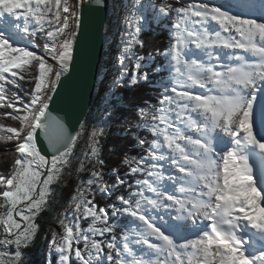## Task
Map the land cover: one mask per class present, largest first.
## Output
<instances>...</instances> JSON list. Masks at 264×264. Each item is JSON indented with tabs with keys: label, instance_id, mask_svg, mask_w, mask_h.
I'll return each mask as SVG.
<instances>
[{
	"label": "snow or ice",
	"instance_id": "1",
	"mask_svg": "<svg viewBox=\"0 0 264 264\" xmlns=\"http://www.w3.org/2000/svg\"><path fill=\"white\" fill-rule=\"evenodd\" d=\"M81 6L82 0L75 5L68 0H0V109H12L0 112V118L19 122V127L0 124V141L15 142L18 153L10 174L0 175V208L6 209L0 212V264H23V250L39 227L35 218L47 207L52 185L70 166L77 145L80 134L69 131L48 109L73 60ZM152 7L161 17L176 13L163 55L172 83L181 90L165 86L159 107L138 112L140 118L150 115L152 123L146 127L154 138L146 155L130 166L131 173L145 178L135 181L127 198L117 197L121 207L112 215L121 212L132 222L120 243L107 210L89 197L110 196L125 180L116 169L112 185L104 179L97 167L104 164L99 140L104 133L91 132L85 153L92 164L89 178L72 197V219L61 216L62 235L54 233L51 241L59 264H72L73 256L79 264H264V0H237L235 12L208 3ZM143 9L136 0L129 12L116 87L124 86L126 62L133 64L131 85L148 80L142 69L149 57L135 51L144 46ZM213 22L218 28L208 27ZM24 80L35 81L27 102L15 91ZM38 130L50 156L39 147ZM165 161L183 174H169L171 185L165 183ZM89 218L82 228L81 220ZM106 233L112 234L106 242L89 235Z\"/></svg>",
	"mask_w": 264,
	"mask_h": 264
},
{
	"label": "trees",
	"instance_id": "2",
	"mask_svg": "<svg viewBox=\"0 0 264 264\" xmlns=\"http://www.w3.org/2000/svg\"><path fill=\"white\" fill-rule=\"evenodd\" d=\"M164 2L171 4L173 8L178 7L177 0H157V5ZM180 6L184 7L185 5L181 2ZM175 19V12H173L169 17H165L164 20L159 21V24L154 25L151 22L152 19L149 20L150 25L147 27L146 32L141 34V37L148 34L153 38L149 40L145 39L146 44L148 43V47L150 49L152 48L151 50L145 49V52L150 51L151 55L155 54L149 58V67L144 69L148 72V80L142 81V83H139L135 86L131 85L130 83L127 85L123 83V87H117L118 92H114L120 96H124L117 100L115 98L110 102L111 104L113 103V106L108 109L104 116V121L99 124L104 133L101 137H99L101 158L103 159L104 164L102 166L97 165V167H102L104 179L109 185L112 183H110V181L115 182L113 169L118 170L119 174L125 180L124 185L117 186L113 190L114 194L112 198L105 199V195L99 193L94 195L93 199L98 207H103L102 204L104 202H111L109 204L111 207L112 205H115V208H109V221L114 220L112 213L116 212V209L121 207V203L117 197L123 195L127 198L131 191L126 193L128 189H125L129 183L137 179L145 178L141 173L130 172V166H135L133 161L138 160L146 155L149 145L154 138L146 127V122L150 124L151 121L140 118L138 116L137 109H140L144 106L152 107V104L155 102L156 98H159V90L162 87V84L166 81L167 72L169 70L166 64L168 58H166L162 53L168 48L171 36L170 32L168 34L166 32V28L160 24L162 23L166 25L167 28H170L172 20ZM163 28H165V30ZM35 41L41 45L44 42L43 39L39 37H37ZM145 62L147 63V61ZM131 68L132 67L130 65L128 69L130 70ZM35 74L36 70L34 69L32 75L34 76ZM34 83V80L19 81L20 87L15 89V91H17L22 99L27 102L30 97L29 95H26V93L30 92L34 88ZM125 93H127V96ZM128 95H131V97L128 98ZM3 111H12V109H0V112ZM0 124L19 127V122L13 121L10 118H0ZM140 140H145L146 143L141 145L139 143ZM4 143L5 142L0 141V147ZM11 156L12 155H10L8 152L3 154L0 153V174H10V169L12 166ZM90 159H82L80 164L83 163L85 167L83 169L80 167L78 170L70 171L68 178H66V182L57 188V193L59 196L57 201L58 199L60 201V205H57L58 209H63L69 203L70 199L76 194L77 188L80 187V182L82 180L86 181L89 178L90 169L92 167V164L89 162ZM125 159H127L130 163H123ZM132 190H135V188ZM0 203H2L1 200ZM104 205L107 206V204ZM1 209L2 208H0V210ZM118 214L119 212H117V214L114 216L117 217ZM120 217V224L122 226L121 231H123V234H125L124 229L130 227V218L123 213L120 214ZM113 223L114 222H111V224ZM82 224L87 226L86 222H82ZM1 231L2 229H0V233ZM118 241L119 240H117V242ZM27 250L28 252H31V250ZM107 251L108 250L105 248V253ZM38 257L39 256L37 253H33L31 259H29L30 262L28 261L26 264H33L31 260H37ZM75 263L76 262H74V264ZM105 264L108 263L105 262Z\"/></svg>",
	"mask_w": 264,
	"mask_h": 264
},
{
	"label": "rangeland",
	"instance_id": "3",
	"mask_svg": "<svg viewBox=\"0 0 264 264\" xmlns=\"http://www.w3.org/2000/svg\"><path fill=\"white\" fill-rule=\"evenodd\" d=\"M124 2H125V0H119V4L116 2L119 6H117L115 8V11H117L116 15L111 16V25L109 26V29H108L109 38L113 36V33L111 32V30H112L114 33H116L117 40H118V41L114 42V44H116V45H114L113 49L111 51H107V53H106V55H111V58H112L111 59L112 62L110 63L111 68H105L104 67V69H103L104 72L108 73V76L102 75V77L100 79L101 85H99V87H98L100 91L99 92L97 91V94H96V97H98V98L96 100V97H95L96 101L94 100V102L96 103V104L94 103L95 109L93 108L91 115H89V117L86 116L85 120L82 122L81 128H83V130L80 131L81 128L78 130V133L80 135H79V138L77 141V145L74 148L73 157H72L70 166L65 169L60 181L58 183H55L52 185L53 192L49 198V202H48L47 207L44 210H42L40 212V214L35 218V223L39 227L35 233V238L32 241V243L27 248H25L23 250V253H24L23 258H22L23 264H26L28 261L30 262L29 259H31L33 253H37L39 256L37 260L36 259L31 260V262L33 264H59L58 253L52 247L51 241H52V237H53L54 233L58 237L60 235H62L61 227L58 225V220L61 218V216L66 215L68 217L69 221L72 219L73 203H72V198H71L69 203L63 209H58L57 205H60V201H59V199L57 201V198L59 197L58 193H57V188L66 182V178H68L70 171L80 169V167H81L80 162L82 159H84V158L90 159V157L85 156V153L89 150L88 144H89V138H90L91 132L94 130H101V126L99 124L104 121L105 114L107 113L108 109H110V107L113 106V103L112 104L109 103L110 100L113 101L114 98H116V100L121 99V97L124 96V95L120 96V95L116 94V92H114V91L118 92V90H117L118 88L113 84V81L118 77L119 72H120L119 57L123 51V48L125 46L126 41L128 40V32L130 31L129 26H128V17H129V12L132 8V5L135 4L136 0H129V5H126ZM177 2H178V7H181L180 6L181 2L185 3L187 6L189 4L200 3L199 0H177ZM68 3H69V5H75L76 0H68ZM201 3H208V2L204 1ZM140 4L144 5L143 12H144V17H145V19L142 21V25H143V31L141 32V34H142V33L146 32L147 27L150 25L149 24L150 19H152L151 22L154 25H156V24H159V20H161L162 17L159 14L154 15V9H153L152 5L153 4L157 5V0H140ZM129 8H130V10H129ZM122 13H124L123 14L124 16L122 15ZM160 25H163L166 28V32L169 34L170 28H167V26L162 24V23ZM165 28H163V29L165 30ZM72 29H73V21H70V30H72ZM141 34H140V39L143 40L144 46L141 49L139 47H137L135 49V51L139 55L150 58L155 54L151 55L150 51L145 52V49H147V50L152 49V48L150 49L148 47V43L146 44L145 39L149 40V39H153V38L148 34L141 37ZM109 38H108V40H109ZM162 44H165V43H162ZM29 47H32V46L29 45ZM153 51H154V49H153ZM164 52L165 51H163V53ZM105 58L107 59V57H105ZM146 61H147V63L146 62L145 63L147 66L145 68L149 67V65H148L149 59H147ZM130 65L132 68L129 70L128 68ZM126 67L128 69V72H127V75L124 77V80L122 81V83H124L125 85L129 84V80H130V77H131L132 71H133V64L130 62H126ZM144 69H142V70L145 71ZM114 74H116V75H114ZM140 83H142V81ZM177 87L179 88L178 85H177ZM125 94L127 96V93H125ZM129 97H131V95H128V98ZM155 101H159V99L156 98ZM105 105H107V106H105ZM140 109H144L146 113H149L153 109V107H145L144 106V107H141ZM140 109L138 108L137 112H139ZM92 113L94 115H92ZM148 116L149 115H146L143 119L145 120V118H147ZM148 119H150V118H148ZM25 131H27V129H25ZM14 143L15 142L7 143V144L4 143L2 145L3 147L2 146L0 147V153L3 154V153L8 152L10 155H12L11 156L12 164L14 163V160L18 156V153L15 151V148L13 146ZM161 163L163 164V170L165 173L166 171H165V167H164L165 165L164 164L168 163V161L161 162ZM0 175H4V174H0ZM8 175H4V176H8ZM135 181L136 180L129 183V185H132V188L130 189L128 187L129 186L128 185L125 189V190L128 189L126 193L133 191L132 189L136 187ZM110 183H111L110 185H112L114 182L110 181ZM113 194H114V191L112 192V194L110 196L105 195V199L112 198ZM146 194L149 196L153 195L152 193H146ZM89 198L93 199L94 197L90 196ZM2 203H3V201H2ZM110 203L111 202H109V203L104 202L102 204L103 208H105L107 210V212L110 211L109 208H112L111 205H109ZM104 204H107V206H105ZM4 211H6V209L2 208L0 210V212H4ZM120 214L121 213H119L117 217L112 215L114 220L109 221V224L113 225L115 228L114 234L117 236V240H120V238L123 234V231H121V226H120L121 225L120 224V222H121ZM82 222H86L87 226H84L82 224ZM90 222H91L90 218L87 220H81V222H80L81 227L87 228ZM111 222H114V223L111 224ZM99 226H102V225H99ZM89 235H90V238H94L96 240L106 242V241L111 239L112 234L106 233L104 236L97 235L95 237H91V234H89ZM2 236H3V233L1 231L0 238H2ZM82 246L83 245L81 244V247ZM132 246L135 247L134 244ZM135 248L137 250V247H135ZM27 249L31 250V252H28ZM12 251H14V248L12 249ZM71 259H72V264H74V262H76L75 264H79V261H76L74 256Z\"/></svg>",
	"mask_w": 264,
	"mask_h": 264
},
{
	"label": "water",
	"instance_id": "4",
	"mask_svg": "<svg viewBox=\"0 0 264 264\" xmlns=\"http://www.w3.org/2000/svg\"><path fill=\"white\" fill-rule=\"evenodd\" d=\"M109 4L110 0H103L101 4L96 0H82L73 60L69 71L56 84L49 102L48 111L62 120L73 134L78 133L86 116L91 115L90 107L98 91ZM37 140L42 152L50 156L39 130Z\"/></svg>",
	"mask_w": 264,
	"mask_h": 264
},
{
	"label": "bare ground",
	"instance_id": "5",
	"mask_svg": "<svg viewBox=\"0 0 264 264\" xmlns=\"http://www.w3.org/2000/svg\"><path fill=\"white\" fill-rule=\"evenodd\" d=\"M200 1V3L201 2H204V1H207L208 2V4L209 5H215V6H224L225 8H230L232 11H238V9H236L235 7H233V5H235L236 4V2L237 1H235V0H199ZM119 4V0L117 1V0H110V4H109V10H108V15H107V20H106V26H105V31H104V34H105V41H104V52H103V58H102V63H101V69H100V72H99V81H100V79H101V77H102V75L104 76H108V73L107 72H104V67L105 68H111V65H110V63L112 62V58H111V55H106V53H107V51H111L112 49H113V47H114V45H116V44H114V42L115 41H118L117 40V36H116V33H114L112 30H111V32L113 33V36L112 37H110L109 38V36H108V29H109V26L111 25V16H113V15H116V12L117 11H115V8L117 7V6H119L117 3ZM126 5H129V0L127 1V0H125V2H124ZM131 8V7H130ZM130 8H129V10H130ZM119 11V10H118ZM124 13H122V15H123ZM124 16V15H123ZM121 22V21H120ZM115 24V23H114ZM115 26V25H114ZM74 22H73V29H74ZM208 27H217L218 28V25H215V23L213 22L212 24H210V25H208ZM118 32V31H117ZM223 35H228L227 33H222ZM108 38H109V40H108ZM108 41V42H107ZM119 43V42H118ZM111 45V46H110ZM111 47V48H110ZM194 51H197V50H195L194 49ZM217 51H219V50H217ZM230 50H228V49H225V50H223V52H229ZM237 53H240V52H237ZM222 55H223V53H221ZM197 55H199V52L197 51ZM245 55H247V54H245ZM105 57H107V59L105 58ZM248 59H251L250 57H247ZM202 59H207L206 57H202ZM213 60L215 61V57H213ZM108 66V67H107ZM106 70V69H105ZM216 70H220V68H219V65H217V69ZM114 75H116V74H114ZM109 81V80H108ZM99 85H101V82H99ZM101 87V86H100ZM100 90H99V88H98V92H99ZM197 91H199V89H197ZM157 92V91H156ZM102 97V96H101ZM97 98L98 97H96V100H97ZM115 99V98H114ZM95 100V101H96ZM103 100V99H102ZM110 102H111V100H110ZM109 102V103H110ZM94 103L95 102H93L92 104H91V107H90V114H91V112H92V110H93V108H94ZM96 104V103H95ZM105 106H107V105H105ZM95 109V108H94ZM98 111V110H97ZM101 112V111H100ZM92 115H94L93 113H92ZM89 117V116H88ZM81 130H83V128H81L80 129V131ZM255 130L256 131H258V129L256 128V126H255ZM166 167H167V172H169V174H171V175H175V172H174V167H172L171 165H168V164H166ZM177 175L178 176H182L183 174H181V173H178L177 172ZM68 186V185H67ZM169 191H172V188L171 187H169ZM178 195H179V193H177ZM74 195V194H73Z\"/></svg>",
	"mask_w": 264,
	"mask_h": 264
}]
</instances>
